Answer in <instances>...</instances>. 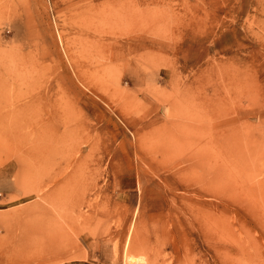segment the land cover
Returning a JSON list of instances; mask_svg holds the SVG:
<instances>
[{
    "label": "rangeland",
    "instance_id": "1",
    "mask_svg": "<svg viewBox=\"0 0 264 264\" xmlns=\"http://www.w3.org/2000/svg\"><path fill=\"white\" fill-rule=\"evenodd\" d=\"M0 264H264V0H0Z\"/></svg>",
    "mask_w": 264,
    "mask_h": 264
}]
</instances>
